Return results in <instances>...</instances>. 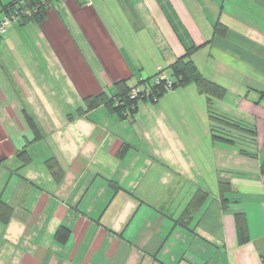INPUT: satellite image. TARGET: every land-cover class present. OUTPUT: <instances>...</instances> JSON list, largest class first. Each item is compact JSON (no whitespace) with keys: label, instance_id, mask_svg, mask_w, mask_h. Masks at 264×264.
Returning <instances> with one entry per match:
<instances>
[{"label":"crops","instance_id":"1","mask_svg":"<svg viewBox=\"0 0 264 264\" xmlns=\"http://www.w3.org/2000/svg\"><path fill=\"white\" fill-rule=\"evenodd\" d=\"M11 1L0 0V18ZM19 24L37 26L69 89L49 93L52 106L16 77L21 103L0 108V194L13 209L0 223V264H264V0H54L42 24ZM193 47V65L224 90L210 109L243 126L222 129L226 141L212 139L193 85L138 102L127 119L104 106L82 112L119 80H173L170 65ZM61 98L75 110L63 121ZM23 119L37 135L28 146L14 134Z\"/></svg>","mask_w":264,"mask_h":264},{"label":"trees","instance_id":"2","mask_svg":"<svg viewBox=\"0 0 264 264\" xmlns=\"http://www.w3.org/2000/svg\"><path fill=\"white\" fill-rule=\"evenodd\" d=\"M53 1L54 0H13L2 6L1 13L3 16L0 18V25L3 18L10 16L12 13H17L19 15V19L16 22H33L40 25L44 22L47 12L53 5ZM223 32V26H215L214 34H222ZM196 48L197 47L188 49L182 57L176 59L170 65V70L174 78L173 80H169L165 77L164 79H161V72H158L153 77V81L151 83H149V81H143L131 88L126 86V80H119V82L115 84L116 91L114 95H108L105 92H100L94 96L86 97L84 99L85 108L82 112L86 113L100 106H104L119 118L127 119L132 117L135 113L138 102H156L168 90H173L179 87L185 88L189 85H193L200 94L204 95L207 102L209 108L208 119L212 139L214 141H226L227 139L222 136V129L237 127L243 130V126L228 118L218 115L210 109L211 99L215 97L220 98L223 95L224 90L220 86L206 80L189 59L192 52L196 50ZM138 87H140L142 91L137 97L132 98L131 91ZM17 157L22 159L24 162L28 160L25 151H19L17 153ZM260 169L264 174V161ZM202 198H204V196H202ZM12 212V207L1 199L0 194V223L4 225L7 224L12 216ZM241 215L242 214H240V212L236 213V233L239 244H243L247 241ZM69 233L70 232L67 228L61 226L55 233V239L59 243L64 244L69 237Z\"/></svg>","mask_w":264,"mask_h":264},{"label":"rangeland","instance_id":"3","mask_svg":"<svg viewBox=\"0 0 264 264\" xmlns=\"http://www.w3.org/2000/svg\"><path fill=\"white\" fill-rule=\"evenodd\" d=\"M62 16L65 18L66 24L71 28L80 50L88 60H91L89 61L91 62V67L96 74H98L99 67L95 55L90 47L85 44L84 38L77 32L78 30L73 24L72 17L66 12L62 14ZM35 26L33 27V24L22 26L19 22H14L6 27L5 32L0 36V108L2 105L7 106L8 103L11 105L13 102H15L16 105L21 103V87L19 81L16 80V77L22 79L26 77L31 89L37 93L36 95L39 96L38 92L43 94L46 98L45 101L49 102L52 106L53 100L49 96V93L54 92L57 94L60 93V95H68L69 85L64 81V74H62L59 67L56 66L54 57H52L50 50L46 48L45 41L39 37L36 30L37 26ZM161 76L163 77L162 74ZM59 101L60 104L63 105H60L62 107L60 110V118L61 121H63L66 120L69 113L72 114L75 110L73 109V112H70L69 109L64 106L65 100L63 98ZM20 106L21 105H18V107ZM54 110V113L56 114L57 108ZM4 117L5 115L0 116V123H2V120L4 121ZM128 122L129 121L127 120V123ZM21 125L25 128V132L22 133L17 131L14 134L18 138L21 137L19 138L20 141L28 146L26 141H32L37 135L28 126L26 120L23 119ZM25 136L28 137L26 141ZM42 136L43 140H46L45 135L42 134ZM40 143L41 145H35L32 149L33 154L35 151V154L37 155L35 162H37L39 158H42L43 160L46 155L43 146H47V143ZM12 163L11 160L6 161L3 168H1V171L10 167ZM0 176L3 177L2 175ZM3 180V178H0V191L3 185Z\"/></svg>","mask_w":264,"mask_h":264},{"label":"built area","instance_id":"4","mask_svg":"<svg viewBox=\"0 0 264 264\" xmlns=\"http://www.w3.org/2000/svg\"><path fill=\"white\" fill-rule=\"evenodd\" d=\"M19 15L17 13H12L10 16H6L3 18L1 25H0V35L5 32L6 27H8L11 23L18 21ZM161 79H164L160 76ZM142 91L140 87L135 88L131 91V97L135 98L138 94Z\"/></svg>","mask_w":264,"mask_h":264}]
</instances>
